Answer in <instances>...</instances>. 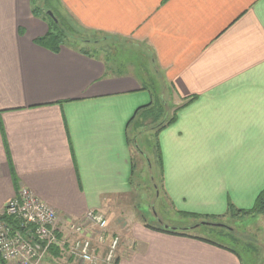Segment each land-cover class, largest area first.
Instances as JSON below:
<instances>
[{
    "label": "crops",
    "instance_id": "obj_1",
    "mask_svg": "<svg viewBox=\"0 0 264 264\" xmlns=\"http://www.w3.org/2000/svg\"><path fill=\"white\" fill-rule=\"evenodd\" d=\"M61 6L82 28L149 51L143 70L169 83L173 121L135 134L141 108L153 103L140 78L113 72L114 62L81 45L52 51L37 42L48 25L31 0H0V212L26 188L55 210L62 232L67 221L102 213L133 193V145L152 133L165 206L193 223L134 222L117 264H243L232 247L190 230L264 196V0ZM40 264L78 263L54 247Z\"/></svg>",
    "mask_w": 264,
    "mask_h": 264
},
{
    "label": "rangeland",
    "instance_id": "obj_2",
    "mask_svg": "<svg viewBox=\"0 0 264 264\" xmlns=\"http://www.w3.org/2000/svg\"><path fill=\"white\" fill-rule=\"evenodd\" d=\"M34 1L35 6L44 7L45 12L49 9L62 22V25L66 29L67 41L69 43L75 46H84L89 52L104 58L106 61L114 62L116 69L113 72L130 74L140 78L142 85L151 94L153 103L156 104L164 100L167 104V113L171 110L169 103L170 88L164 75L160 72L158 74L151 71L145 73L143 70L147 68L146 64L150 60V53L144 47L137 45L130 39L92 32L82 28L64 11V8L61 6V0ZM145 125H147L145 129L138 128L135 134L142 133L143 131L149 132L151 126L147 123ZM140 135H138L137 146L143 154L133 151L136 164L133 176L134 191L132 194L123 196L120 201L118 200L101 213L108 224L105 231V244L97 248L96 254L100 263H102L101 260H103L105 253L108 251L110 238L118 236L119 242H121L124 238V232L136 221L151 226H161L160 222H158L159 220L164 223V226H183L193 223L191 219L178 217L176 213L173 215L166 208L161 190L160 169L155 162V135L152 133L146 136L141 135L142 137ZM156 214L157 216H155ZM235 217L210 219L212 223L222 224L228 229H232V239L228 241L216 236L215 233L214 235L208 232V226L202 225L199 228L190 230V232L207 237L218 244L232 247L244 257L248 264H264L263 236L260 233L261 230L258 229L264 228L263 219L258 217V215ZM213 231L218 232L215 229Z\"/></svg>",
    "mask_w": 264,
    "mask_h": 264
},
{
    "label": "built area",
    "instance_id": "obj_3",
    "mask_svg": "<svg viewBox=\"0 0 264 264\" xmlns=\"http://www.w3.org/2000/svg\"><path fill=\"white\" fill-rule=\"evenodd\" d=\"M107 224L100 212L89 211L76 221H67L62 232L55 210L22 188L0 212V260L3 264H40L58 247L78 264H113L118 236L110 238L102 263L96 254L105 244Z\"/></svg>",
    "mask_w": 264,
    "mask_h": 264
},
{
    "label": "trees",
    "instance_id": "obj_4",
    "mask_svg": "<svg viewBox=\"0 0 264 264\" xmlns=\"http://www.w3.org/2000/svg\"><path fill=\"white\" fill-rule=\"evenodd\" d=\"M32 4L34 5L32 12L34 15L37 16H44L43 18H46L47 20V25H48V30L47 33L45 34L44 37L40 38L37 40V42H39L42 45H48V47L54 51L57 52L60 49L61 45H65L66 43H69V41H67V35H66V29L65 27L62 25V22L54 15V13L52 11H50L48 9V11H50L53 14L54 19H52L50 16H48V14H46V12L44 11V7L42 6H35L34 4V0H31ZM47 11V10H46ZM87 49V48H86ZM84 50V48H83ZM88 51V50H85ZM167 104L166 101H161L158 103H151L148 104L146 106H144L141 109H145L144 113H143V124L139 127L142 129H145L147 127V125H145L146 123L149 124L151 126V128H149V130L151 131H158L159 129H161L162 127H164L166 124L170 123L171 121H173V117L167 118V108H166ZM146 120V121H145ZM145 132V131H143ZM155 162L157 163L159 169H160V176H161V162H160V155H159V149L158 146L155 144ZM133 148L135 149V151L139 154H143V152L140 150V148H138V146L136 144L133 145ZM147 162H148V158H147ZM150 165V162H149ZM136 168V164L135 162H133L132 165V172L134 173ZM229 214L232 216H236L237 218L240 217H246V216H251V215H260V214H264V196H258L256 201H255V205L252 209L250 210H245V211H238V210H233L231 209L229 211ZM206 221L211 222L210 219H207ZM146 227L151 228V225L145 224ZM212 227V230H217L218 232H214L216 234V236L220 237L221 239L224 240H229L232 239V235H231V231L232 229H228L225 225L223 227ZM159 231L162 232H166V233H172L175 234L177 232H175L173 229L172 230H167L164 228H159ZM231 251H233L234 253H236L239 257L241 256L243 264H248L247 261H245L244 257L237 251H234L232 249H229ZM118 259L115 258L113 264H117Z\"/></svg>",
    "mask_w": 264,
    "mask_h": 264
},
{
    "label": "water",
    "instance_id": "obj_5",
    "mask_svg": "<svg viewBox=\"0 0 264 264\" xmlns=\"http://www.w3.org/2000/svg\"><path fill=\"white\" fill-rule=\"evenodd\" d=\"M46 14H48V16H50L52 19H54L53 14L50 11H46ZM202 224L208 225V226H213V227H223L224 226V225L218 224V223L203 222Z\"/></svg>",
    "mask_w": 264,
    "mask_h": 264
}]
</instances>
